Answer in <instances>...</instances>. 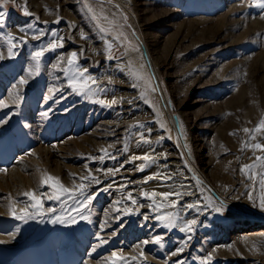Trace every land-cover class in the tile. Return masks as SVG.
Here are the masks:
<instances>
[{
	"label": "rangeland",
	"instance_id": "obj_1",
	"mask_svg": "<svg viewBox=\"0 0 264 264\" xmlns=\"http://www.w3.org/2000/svg\"><path fill=\"white\" fill-rule=\"evenodd\" d=\"M259 2L15 0L13 6L10 0L0 28V101L6 105L0 107V264H264V164L256 160L264 151L241 150L245 142L264 144V134L250 139L243 131L264 118ZM25 4L32 15L23 14ZM6 33L23 38L11 56ZM60 38L63 47L46 51L39 73L28 77L32 53ZM72 52L93 77L92 92L69 86L63 68ZM22 77L28 82L18 85ZM10 92L22 97L19 108ZM145 155L151 160L133 159ZM246 164L256 167L241 173ZM114 168V176L107 174ZM89 173L100 183L81 179ZM45 174L70 193L48 199L57 189L41 185ZM82 183L84 197L77 191ZM28 191L41 197L39 211ZM153 191L180 192L153 198L179 203L157 212L141 195ZM87 196L93 197L87 206L78 207L76 200ZM206 198L223 210L216 212ZM22 208L35 218L17 219ZM166 212L178 214V225L196 219L194 230L165 228L155 217ZM60 216L75 223L51 222ZM97 233L108 242L100 245ZM156 236L160 244L152 242Z\"/></svg>",
	"mask_w": 264,
	"mask_h": 264
},
{
	"label": "snow or ice",
	"instance_id": "obj_2",
	"mask_svg": "<svg viewBox=\"0 0 264 264\" xmlns=\"http://www.w3.org/2000/svg\"><path fill=\"white\" fill-rule=\"evenodd\" d=\"M10 0H0V9H5V10H0V28H3L5 26V17L7 15V12H6V7L7 5L9 4ZM11 2L13 3V6H16L15 5V0H11ZM256 7L260 8V9H264V0H261V2L257 3L255 5ZM23 11V14L25 16H29V15H32L26 4L25 6L23 7L22 9ZM89 11L92 12L93 10L91 8H89ZM262 18H264V15H262ZM38 19V17H37ZM93 19H97V17L95 16V14L93 15ZM104 20H107L108 18L105 16L103 17ZM125 19H127L125 17ZM56 23L59 22V19H57V21H55ZM47 23V22H45ZM112 22L109 21V24H111ZM29 29L33 28L34 25L33 24H29L27 26ZM22 33L23 32H26V29L24 28H21L19 29ZM99 30L102 32V33H105L108 31L107 28L105 27H100ZM44 35V32L41 30L39 32L38 35H33V39H39L40 36ZM121 35H123L121 33ZM80 38L81 39H87V37L85 36V34L83 32L80 33ZM3 39L8 43L9 47H8V53L9 55H14L15 53L13 52V49L15 47H17V41L18 40H22L23 38H18V37H15L12 33H6L4 36H3ZM114 39H118V37H114ZM63 38H60L59 41L57 40H53L51 41L47 46L45 47H42V48H39L38 50L34 51L32 53V59L33 61H35V66L34 68L30 67L29 70L27 71V76L28 77H31V76H34V75H37L39 73V68H40V61H41V57H43L44 53L46 51H54L56 48H59V47H63ZM24 43H26L27 41L24 40L23 41ZM104 44H105V51L106 52H110L111 48H112V43H110L108 40H105L104 41ZM76 57H77V53L76 52H72L68 55L67 57V67H64L63 68V71H64V74L65 76L68 78V84L69 86L72 88V90L74 92H83L85 89H87L89 92H92L93 89L89 88L88 87V81H92L93 83L95 82L93 77L91 76H85V73H87V69H80L78 66H77V60H76ZM0 59H3V56H0ZM108 59H112V56L109 55L108 56ZM53 67H56V65H54ZM28 82V80L26 78H21L20 81L18 82V85H24ZM18 85H13V88H17ZM135 86V85H134ZM53 91V89H49V92L51 93ZM9 95L11 97H13V102L16 104V107L19 108V100L22 99V97L19 95V93H13V92H10ZM50 97H45V99H49ZM101 104L105 103L103 100H99L97 101ZM111 104H115L117 103V101L114 99L110 102ZM6 105L3 104L2 101H0V107H5ZM47 113H42V116L44 118H47ZM4 121H0V123H3ZM27 126V125H25ZM140 127H143L142 125H140ZM161 127H164L163 124H161ZM243 131L245 133H248L249 136H250V139H255V136L252 135V133H262L264 134V118H262L259 123L256 125V127L254 129H248V128H244ZM231 135H234V133H230ZM141 139H144L143 137H141ZM148 141L145 140V143H147ZM245 147H251L253 149H260L261 151H264V144H261V143H255V144H248V143H242V147H241V150L243 151ZM126 150V149H125ZM102 151H105V155H108V153L106 152V150H102ZM113 159H115V157H112ZM101 161L104 159L103 156L100 157ZM133 159H142L144 161H149L151 160V157L150 156H143V157H133ZM256 160L257 161H260L262 164H264V156H258L256 157ZM146 165L145 164H141L139 166V170H143L144 167ZM122 167V166H121ZM256 165L255 164H251V165H243L240 169L241 173H245V169H252V168H255ZM119 169L118 168H114V169H108L107 170V174L109 175H115L116 172H118ZM89 178H91L92 181H94L95 183H100L99 180H97L94 176H92L91 173L88 174V176H85V177H82L81 179L82 180H88ZM151 179V177L149 178ZM51 182V183H50ZM147 181H145L146 183ZM50 183V187L54 188V189H57L56 192L53 193V195L51 196H48V199H55V200H59L61 198V195L62 194H69L70 193V190L68 188H66L64 185L60 184L59 183V180L58 178H55V177H52L50 175H47L45 174L43 179L41 180V185H44V184H49ZM262 186H264V182H262ZM86 186L82 183L78 186V189L77 191H79V196L80 197H84V191L83 189L85 188ZM109 187H111L109 185ZM105 191L107 189H104ZM191 194V193H189ZM25 196H27L29 198V200H31L33 203L31 204V207L36 209L37 211H39L41 208H42V201H41V197L36 195V193L34 191H28L26 193H24ZM142 196L144 197H147L149 198L150 200H152V204L149 205V207H154V210L159 212L161 208H176L177 206V203L178 201L177 200H173L171 201L170 203L168 204H157L156 200L153 199L154 197L156 196H160L162 197L163 199L167 200L169 197L175 195L176 197H180L181 196V193L180 192H164V193H157L155 191L153 192H142L141 193ZM93 197L92 196H87L85 197L83 200H76V203L78 205V207H85L87 206V204L91 201ZM128 199L132 200V203L135 204L136 203V200L132 197L131 193H129ZM69 199H75L74 197V194H70L69 195ZM209 200V204L211 205V200L210 198H206ZM249 199H252L251 195L249 196ZM117 203H120L119 201H117ZM212 207H214V210L216 212H221L223 210V205H220V206H215V205H211ZM260 208L261 210H264V197L261 198L260 200ZM188 209H193V208H197V205L196 204H187L186 206ZM11 210V209H10ZM48 212H53L54 210L53 209H48L47 210ZM73 211H77L76 208L73 209ZM126 211H128L126 209ZM14 215L15 212H13ZM81 218H86L82 213H78ZM35 215L36 213H33V212H29L27 210V208H22L20 209V214L16 216L17 219H33L35 218ZM178 214L175 213V212H166L162 215H157L155 217V219L157 221H160L162 222L163 226L165 228H174V227H179V230L181 232H192L194 230V227L196 226L197 224V220L196 219H190V220H187V221H183L181 225H178L177 224V220H178ZM148 217L145 216V220H147ZM51 222L53 223H68V222H71V223H75V218L72 217V216H69L67 218V220L64 219L63 216H60V217H56L54 218ZM101 230H103V225H102V228ZM115 233H113L114 235ZM97 239L99 240V244L100 245H103V244H106L108 241L103 239L99 233H97ZM189 239H191V237H189ZM153 243H157V244H160L161 243V237L160 236H156L154 238V240L152 241ZM0 243H3L2 241H0ZM144 244H147L149 243V241H144L143 242ZM163 246V245H161ZM93 251H95V249H93ZM183 251V247L177 249L176 252H173L172 255L175 256L178 254V252H182ZM113 257L116 256V253H113L112 254ZM120 259H124L123 257H120ZM133 259H135V257H133ZM211 257H208V260H210ZM114 264V262H113ZM202 264H207V261H204L202 262Z\"/></svg>",
	"mask_w": 264,
	"mask_h": 264
},
{
	"label": "bare ground",
	"instance_id": "obj_3",
	"mask_svg": "<svg viewBox=\"0 0 264 264\" xmlns=\"http://www.w3.org/2000/svg\"><path fill=\"white\" fill-rule=\"evenodd\" d=\"M125 1V0H124ZM129 4V3H128ZM133 14V13H132ZM134 17H135V15H134ZM154 73H155V69H154ZM158 77V76H157ZM160 81V80H159ZM159 83V82H158ZM161 83V82H160ZM163 84V83H162ZM160 85V84H159ZM159 89V88H158ZM160 90V94L162 95V102H163V104H164V106H165V108L167 109V111H168V114H170V110H169V105H168V102L165 100V98H164V96H163V92H162V89H159ZM165 93V92H164ZM138 95V94H137ZM125 99V98H124ZM137 99V98H136ZM139 99V98H138ZM131 100H133V99H131ZM141 101V100H140ZM124 103V102H123ZM143 105V104H142ZM134 106V105H133ZM137 108V107H136ZM131 109V108H130ZM140 109V108H139ZM128 110V109H127ZM9 158V157H8ZM22 158V157H21ZM18 163H19V161H18ZM172 166V165H171ZM12 175H13V173H12ZM11 175V176H12ZM13 177V176H12ZM212 188V187H211ZM217 189V188H216ZM192 190V189H191ZM214 190V189H213ZM218 191V190H217ZM220 191V190H219ZM192 192V191H191ZM192 194H193V192H192ZM220 194H221V192H220ZM190 196V195H189ZM193 197V196H192ZM225 198V197H224ZM181 199V198H180ZM196 200V199H195ZM178 201V200H177ZM181 202H182V200H181ZM178 203H179V201H178ZM3 205V204H2ZM1 205V206H2ZM183 206H184V204H183ZM185 206H186V204H185ZM182 207V206H181ZM2 211V210H1ZM2 213H3V211H2ZM263 230V229H262ZM262 230H260V232L262 231ZM262 232H264V231H262ZM22 233H23V230H22ZM26 234V233H25ZM27 235V234H26ZM24 244V243H23ZM36 261V260H35Z\"/></svg>",
	"mask_w": 264,
	"mask_h": 264
}]
</instances>
